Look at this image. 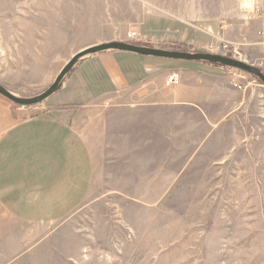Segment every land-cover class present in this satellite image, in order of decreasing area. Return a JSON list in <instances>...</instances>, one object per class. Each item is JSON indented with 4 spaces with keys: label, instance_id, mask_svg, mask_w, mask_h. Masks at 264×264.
<instances>
[{
    "label": "rangeland",
    "instance_id": "rangeland-1",
    "mask_svg": "<svg viewBox=\"0 0 264 264\" xmlns=\"http://www.w3.org/2000/svg\"><path fill=\"white\" fill-rule=\"evenodd\" d=\"M157 17L184 20L198 31L214 20L242 24L262 42L252 57L264 59L262 0H0V85L18 98L36 97L94 43L121 42L132 30L138 31L135 42H152L146 28ZM144 23L148 37L140 35ZM196 34L207 41L203 31ZM210 46L188 47L210 53ZM227 70L245 77L242 89L264 93L257 79ZM75 71L51 100L24 110L36 115L53 102H79L70 92ZM262 96H250L251 107L235 120L236 128L215 134L176 185L127 188L123 197L106 187L97 165L82 202L48 227L51 246L18 264H264ZM65 106L54 111L75 112ZM137 192L142 197L131 194ZM156 197L162 200L133 202Z\"/></svg>",
    "mask_w": 264,
    "mask_h": 264
},
{
    "label": "crops",
    "instance_id": "crops-1",
    "mask_svg": "<svg viewBox=\"0 0 264 264\" xmlns=\"http://www.w3.org/2000/svg\"><path fill=\"white\" fill-rule=\"evenodd\" d=\"M150 21L146 34L152 42L122 41L160 49L228 42L243 47L246 62L264 72V59L252 57L262 42L242 24L214 20L198 31L181 19ZM144 25L140 35L148 37ZM200 31L207 41L198 39ZM74 69L70 92L79 102H53L46 113L35 115L0 99V264H18L51 246L48 227L82 202L97 165L106 187L119 189L123 197L127 188L176 185L216 136L236 128L235 120L251 107L250 96L264 94L235 89L231 81L241 85L245 77L216 65L126 52L95 54ZM171 74L178 76V85L166 86ZM62 105L80 108L54 111Z\"/></svg>",
    "mask_w": 264,
    "mask_h": 264
},
{
    "label": "water",
    "instance_id": "water-1",
    "mask_svg": "<svg viewBox=\"0 0 264 264\" xmlns=\"http://www.w3.org/2000/svg\"><path fill=\"white\" fill-rule=\"evenodd\" d=\"M108 51L126 52L134 55H139L147 58H157L162 60L172 61H186L192 63H206L209 65H216L222 68H228L239 72L246 73L247 75L257 79L261 85L264 86V73L258 67H254L248 62L238 61L228 56H222L217 53H204V52H185L174 51L171 49L163 50L155 47H146L142 45H135L129 42H108L106 44L93 45V47L85 48L74 55L61 69L59 74L53 81V84L43 93L36 95L32 98H18L12 94L7 88L5 89L0 85V97L10 101L18 107H36L37 105L49 100L53 94L59 91L64 83L65 78L74 70L75 66L80 61L91 57L95 54L107 53Z\"/></svg>",
    "mask_w": 264,
    "mask_h": 264
},
{
    "label": "built area",
    "instance_id": "built-area-1",
    "mask_svg": "<svg viewBox=\"0 0 264 264\" xmlns=\"http://www.w3.org/2000/svg\"><path fill=\"white\" fill-rule=\"evenodd\" d=\"M138 37H139L138 31L132 30L126 34V38L128 41H135L137 40ZM210 49H211L210 53L219 52L220 55L225 56V57L228 56L238 61H244V62L247 61L245 55L242 54L239 48L232 46L228 42H225V43L220 42L219 47H215V44H211ZM167 79L168 81L166 83V86H175V85H178L179 83V78L176 74H171ZM231 86L239 91H241L242 89V87L237 85L235 81L233 80L231 81Z\"/></svg>",
    "mask_w": 264,
    "mask_h": 264
},
{
    "label": "trees",
    "instance_id": "trees-1",
    "mask_svg": "<svg viewBox=\"0 0 264 264\" xmlns=\"http://www.w3.org/2000/svg\"><path fill=\"white\" fill-rule=\"evenodd\" d=\"M145 46L150 47L147 45H145ZM167 49H171V50L179 51V52H181V51L191 52V49L183 43H181V44H167L166 49H163V50H167ZM226 69H228V68H226ZM65 108L66 109H72L73 111H77L80 108V106L79 105H66Z\"/></svg>",
    "mask_w": 264,
    "mask_h": 264
}]
</instances>
